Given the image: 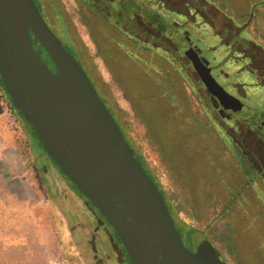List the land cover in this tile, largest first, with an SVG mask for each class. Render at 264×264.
<instances>
[{
	"label": "rangeland",
	"instance_id": "obj_1",
	"mask_svg": "<svg viewBox=\"0 0 264 264\" xmlns=\"http://www.w3.org/2000/svg\"><path fill=\"white\" fill-rule=\"evenodd\" d=\"M256 1L164 0L161 4L160 0H132L133 11L142 6L139 15L146 23L157 19L152 27L177 50L167 41L152 48L106 25L108 44L100 39L102 53L92 32L93 22L92 27L89 21L86 24L75 10L74 0H39L48 26L62 44L70 47L68 39L73 38L72 45L88 68L90 79L99 87L107 86L108 104L120 116L130 142L164 189L174 216L186 224H176L183 243L194 254L203 245L212 246L222 264H264V188L262 184L246 187V176L232 148L206 115L193 83L174 57L178 59L180 54L179 36L184 31L189 32L186 45L195 43L202 48L215 43L213 37L208 38L209 26L202 24L201 13L205 19L228 22L239 36L264 47V21L257 18L263 9L254 5ZM33 47L52 65L39 44ZM161 84L206 130L203 142L208 153L189 154L197 161L195 165L184 155L169 154L171 150L174 154L173 144L153 116L160 113L164 118L174 112L166 99L161 96L153 106L146 105L153 92L160 93ZM16 110L0 77V264H130L113 229L86 197L49 160L36 162L43 152ZM206 136L211 137V144ZM149 158L157 167L149 165ZM43 162L46 173L42 172ZM174 164L187 167L186 181L178 179ZM198 168L201 171L197 172ZM205 174L209 178L202 176ZM196 175L199 180L194 181ZM49 178L59 211L48 197L45 181ZM89 216L103 222L96 233ZM183 227L191 230L194 239L185 235ZM117 253L118 261L114 259Z\"/></svg>",
	"mask_w": 264,
	"mask_h": 264
},
{
	"label": "water",
	"instance_id": "obj_2",
	"mask_svg": "<svg viewBox=\"0 0 264 264\" xmlns=\"http://www.w3.org/2000/svg\"><path fill=\"white\" fill-rule=\"evenodd\" d=\"M30 32L56 73L36 52ZM185 53L222 104L238 102L192 49ZM0 77L41 147L113 228L130 264H222L210 245L196 254L185 247L162 194L34 0H0Z\"/></svg>",
	"mask_w": 264,
	"mask_h": 264
},
{
	"label": "flooded vegetation",
	"instance_id": "obj_3",
	"mask_svg": "<svg viewBox=\"0 0 264 264\" xmlns=\"http://www.w3.org/2000/svg\"><path fill=\"white\" fill-rule=\"evenodd\" d=\"M34 1L41 16L47 25L51 27L39 0ZM132 3V0H74L75 10L80 13L81 18H84L86 24L88 25L89 21L92 27L91 22H93V26L95 27L92 28V32L102 53L103 48L99 43L101 42L100 39L104 41L105 45L108 44V35L105 33V30L109 31V29L106 25L119 30L121 33H125L131 40L138 43L141 41L142 44H149L152 48H158V46L162 45V42L167 41L172 44L173 50H177L176 45L171 40L163 37L159 29L155 30L152 27L155 22H152L153 24L146 23L141 15H139V12L142 11V6H138V11L135 12L133 11ZM254 5L262 6L263 14L257 18L264 21V0H257L254 2ZM179 13L182 12L179 11ZM186 15L190 17V14L186 13ZM200 16L202 24L204 23L209 26L208 38L213 37L215 43L211 45L206 44L202 48H198L195 43L186 45L185 37L189 32L184 31L179 36L182 48L180 54L177 55L178 59L174 57V61L179 63L180 60L181 67L184 68L188 80L193 83L197 91L198 99L201 101L206 115L220 129L226 145L228 144L232 148L233 157L237 158V160L235 158V161L246 176V187L262 184L264 188L263 44L256 45L249 39L239 36L238 30L236 28L232 29L231 25L226 21L205 19L203 13ZM247 17L249 19V16ZM226 27L228 28L225 30ZM152 38L153 41H151ZM197 41H200V39ZM190 49L196 54L199 62L208 69L210 76L229 96L238 102L225 101L222 104L219 98L205 86L200 74L194 68L192 60L185 53ZM36 52L47 67L53 73H56L54 65L46 61L37 50ZM189 54L193 55L191 52ZM110 61L112 62V60ZM247 88L252 90L260 89V92L247 91ZM150 131L152 130L149 129ZM229 150L231 149L229 148ZM136 155L141 158L137 150ZM141 160L148 173L154 177L153 172L145 161L142 158ZM157 185L166 200L164 189L158 182ZM235 194L237 196L239 193L235 192ZM176 224L180 226L178 221H176ZM179 233L181 235L180 231ZM181 239L183 241L182 235ZM185 247L189 250L186 245ZM191 252L193 253V251Z\"/></svg>",
	"mask_w": 264,
	"mask_h": 264
},
{
	"label": "trees",
	"instance_id": "obj_4",
	"mask_svg": "<svg viewBox=\"0 0 264 264\" xmlns=\"http://www.w3.org/2000/svg\"><path fill=\"white\" fill-rule=\"evenodd\" d=\"M156 13H153V15L155 16ZM157 16V15H156ZM158 18V17H157ZM156 21L157 19H155V24H156ZM60 28H63V25L60 24ZM65 31V29H63V32ZM30 37L33 41V43H36V44H39L37 42V40L34 38L33 34L30 32ZM69 41V45L70 47H66L67 50L75 57V59L79 62V64L82 66L83 70L85 71V73L87 74V76L89 78L90 77V73H89V70L88 68L86 67L85 63L82 61L81 57L79 56V54L77 53L75 47H73V38L72 39H68ZM94 82V81H93ZM154 83L158 84L157 80L153 81ZM95 84V85H94ZM3 85V83H2ZM93 85L95 86V89L99 95V97L101 98V100L103 101V103L105 104V106L107 107V109L109 110V112L111 113L113 119L115 120V122L117 123L124 139L126 140L127 144L131 147L132 151H133V154H134V157L140 161L142 167L144 168V170L147 172V174L150 176V178L152 179V181L155 183L156 187L158 188L159 192L161 193L158 185H157V182L153 179L154 177L152 175H150V173H148V171L146 170V168L144 167L143 165V162L141 160V158H139L137 155H136V148L134 147V145L129 141L128 139V136H127V133H126V129L124 128V124L122 122V120L120 119V116L118 114H116L115 110L113 109L112 106H110L108 104V88L106 85H102V86H98L95 82L93 83ZM5 91L7 92V89L5 88V86L3 85ZM160 93H157L156 92H153V96H151V98L149 99V102L146 104L148 105L149 107H151V105L153 106L154 102L156 101H160L161 100V96L163 97V99H166V101L169 103V107L173 108L174 112H172L170 115H165L164 118H162V115L160 113H156L153 114L154 118H156V120L158 122H160L163 127L166 126V127H174V129H177L179 134L181 135L182 139H183V143L185 145V148L186 149H193L194 151H196V153L192 150V153L191 154H206L208 153L207 152V148L208 146L206 144H204L203 141H205L204 139V136L206 134V130L204 128V126L198 121L196 120L194 117L192 118V114L187 110L186 106H184L183 104L184 103H179L175 96L170 93L166 88H165V85L162 86V84L160 85ZM8 94V92H7ZM9 95V94H8ZM10 97V96H9ZM165 97V98H164ZM19 117L21 118V120H23V122L26 124L27 128L31 130L32 132V135L34 137H36V139L38 140L37 136L35 135V132L34 130L32 129L31 125L26 121V119L24 118V116L21 114V112L19 110H16ZM164 111V109H163ZM154 113V112H153ZM160 124V125H161ZM161 125V126H162ZM207 137V136H206ZM208 138V137H207ZM209 138L211 139V137L209 136ZM208 138V141L211 142ZM213 140V139H212ZM215 141V140H214ZM38 145L40 147V149L42 150L43 154L41 157V160L39 161H36V162H42V160H49L53 167L60 172V174H62L64 177H66V175H64L60 170L59 168L56 166V164L52 161V159L48 156V154L45 152V150L41 147L40 145V142L38 140ZM35 155V153H34ZM37 155V153H36ZM39 157V158H40ZM40 164V163H39ZM47 171V166L46 164H42V172L43 173H46ZM51 172H54L53 170H51ZM55 178H59L57 175H55ZM67 178V177H66ZM68 179V178H67ZM53 181V180H52ZM74 185V184H73ZM75 186V185H74ZM162 194V193H161ZM164 198V196H163ZM87 199V198H86ZM88 200V199H87ZM164 201L166 203V200L164 198ZM89 203H91L89 200H88ZM92 204V203H91ZM93 205V204H92ZM167 207H168V210L171 214V217L173 219V222H174V225L176 227V229L179 231L177 225H176V221L179 222L180 226L181 225H186L185 223H183L180 219H177L175 216H174V213H173V209L171 208V206H169L167 203H166ZM94 206V205H93ZM95 207V206H94ZM96 208V207H95ZM97 209V208H96ZM97 211L101 214V212L97 209ZM101 216L103 217L104 221L109 224L107 222V220L105 219V217L101 214ZM111 227V226H110ZM112 228V227H111ZM113 229V228H112ZM184 229V233L185 235L190 238V239H194L193 237V234L191 233V230L188 228V227H183ZM114 231V230H113ZM115 233V231H114ZM116 234V233H115ZM117 239L119 240L118 236L116 235ZM120 241V240H119Z\"/></svg>",
	"mask_w": 264,
	"mask_h": 264
},
{
	"label": "crops",
	"instance_id": "obj_5",
	"mask_svg": "<svg viewBox=\"0 0 264 264\" xmlns=\"http://www.w3.org/2000/svg\"><path fill=\"white\" fill-rule=\"evenodd\" d=\"M160 2H161V4H164V1H162V0H160ZM253 2V1H252ZM185 6V5H184ZM171 10H174V11H176V9H174V8H170ZM179 12V11H178ZM187 14H190V12H187V11H185ZM195 14H196V12H195ZM159 124H161L160 122H158ZM162 125V124H161ZM161 131H162V133L172 142V147H173V152H174V154L172 153V150L169 152V154L170 155H172V156H176V153L178 154V156L181 154V156H185L188 160H189V162H192L193 163V165H195L196 163H197V161H195L194 160V158L193 157H191L189 154H191L192 153V150L190 149H186L185 148V145H184V143H183V139H182V137H181V135L179 134V132H178V130L177 129H174V127H172V128H170V127H166V126H164L163 127V125H162V129H161ZM169 146H170V143H169ZM194 151V150H193ZM195 153H196V151H194ZM180 167H181V169H180ZM204 169V168H203ZM174 170L176 171V173H177V177H178V179H180V180H183V181H186V174H187V167H185V166H181V165H176V164H174ZM199 171H201V168H198V171L197 172H199ZM181 173V174H180ZM213 174V173H212ZM51 175H52V177L54 176V174L51 172ZM202 176H206V177H208L206 174L205 175H202ZM44 178V177H43ZM204 178V177H203ZM209 178V177H208ZM46 180V179H45ZM197 180H199V178H198V176L196 175V179H194V181H197ZM48 181H49V183H48ZM48 181L46 180L45 182H46V185H47V191H48V197H49V199H50V201L52 202V204H53V206L55 207V209L57 210V211H59V209H58V206L56 205V201H55V199H54V197H53V195H52V190H54V185H53V181H52V178L50 179H48ZM210 181H212V180H210ZM215 182V181H214ZM216 183V182H215ZM217 185V184H216ZM218 187H219V189H221L222 191H223V187L222 186H219L218 185ZM225 195H228L226 192H225ZM88 220H89V224H92V223H94V229H95V233L99 230V227H100V224H103V222L101 221V220H99V219H97L96 217H91V216H89L88 218H87ZM103 235H104V233H103ZM92 237H95L94 235L92 236ZM101 239H102V247H103V245H104V247L106 248V246H108L107 244H104L103 243V239H104V237L103 236H101ZM111 239V238H110ZM92 241L94 242L95 241V239L93 238L92 239ZM112 242V241H111ZM118 253L116 254V256L114 257V259L115 260H117L118 261Z\"/></svg>",
	"mask_w": 264,
	"mask_h": 264
},
{
	"label": "built area",
	"instance_id": "obj_6",
	"mask_svg": "<svg viewBox=\"0 0 264 264\" xmlns=\"http://www.w3.org/2000/svg\"><path fill=\"white\" fill-rule=\"evenodd\" d=\"M149 165L157 167L156 161L153 158L147 159Z\"/></svg>",
	"mask_w": 264,
	"mask_h": 264
}]
</instances>
